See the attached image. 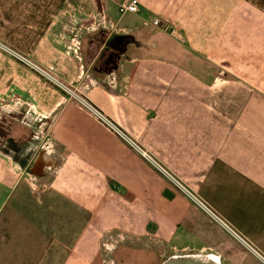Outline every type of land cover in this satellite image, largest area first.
I'll return each instance as SVG.
<instances>
[{
	"label": "crops",
	"instance_id": "1",
	"mask_svg": "<svg viewBox=\"0 0 264 264\" xmlns=\"http://www.w3.org/2000/svg\"><path fill=\"white\" fill-rule=\"evenodd\" d=\"M124 1L0 0V264H264V0Z\"/></svg>",
	"mask_w": 264,
	"mask_h": 264
},
{
	"label": "built area",
	"instance_id": "2",
	"mask_svg": "<svg viewBox=\"0 0 264 264\" xmlns=\"http://www.w3.org/2000/svg\"><path fill=\"white\" fill-rule=\"evenodd\" d=\"M138 11H139V2H138V0H125L120 6L121 14H135ZM159 24H160V20L159 19L154 20V25H159ZM78 101L92 116H94V118L96 120H98L99 122H101L102 124L107 126L113 132H115V133L119 134L120 136H122V138H124V140H126L127 143L131 144L133 147H135L138 150H140L138 148L137 144H135L131 139H129L127 137V135L124 132H122L117 127V125L114 122H112L104 113H102L100 110L96 109L92 104H90V102H88V101H86L84 99H80L79 98ZM187 193H188V195L191 196V198L195 202L198 203V205L200 207L204 208L209 214H211L215 219H217V217L209 210V208H207L199 199H197L195 196H193L190 192L187 191ZM221 224L224 225L227 229H229L228 226H226V224H223V223H221ZM247 246H249V245L247 244ZM258 256L262 260H264V258L261 255L258 254Z\"/></svg>",
	"mask_w": 264,
	"mask_h": 264
},
{
	"label": "rangeland",
	"instance_id": "3",
	"mask_svg": "<svg viewBox=\"0 0 264 264\" xmlns=\"http://www.w3.org/2000/svg\"><path fill=\"white\" fill-rule=\"evenodd\" d=\"M0 115H1V113H0ZM0 117H1V119H0L1 120L0 121V136H1L4 134V129L5 128L7 129V127H5L4 124L5 123L7 124L8 120L5 119V117H3V115ZM2 128H4V129H2ZM32 143L30 145L34 146V144H32ZM195 203L198 205L197 202H195ZM128 246H130V245H127V246H126V244L124 245V247H128ZM111 259H112L113 263H115V264H139V263L140 264H156L155 256H148L147 257V255H145L144 258L140 259V256H136L134 254L132 255V253H130L129 251H126L124 248H121V250L116 251Z\"/></svg>",
	"mask_w": 264,
	"mask_h": 264
}]
</instances>
